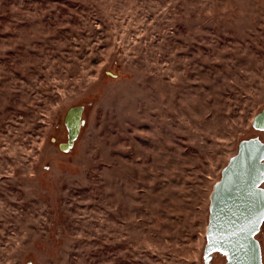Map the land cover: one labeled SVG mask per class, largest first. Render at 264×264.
<instances>
[{
    "label": "rangeland",
    "instance_id": "374dc122",
    "mask_svg": "<svg viewBox=\"0 0 264 264\" xmlns=\"http://www.w3.org/2000/svg\"><path fill=\"white\" fill-rule=\"evenodd\" d=\"M262 109L264 0H0V264H206Z\"/></svg>",
    "mask_w": 264,
    "mask_h": 264
},
{
    "label": "water",
    "instance_id": "95a60500",
    "mask_svg": "<svg viewBox=\"0 0 264 264\" xmlns=\"http://www.w3.org/2000/svg\"><path fill=\"white\" fill-rule=\"evenodd\" d=\"M81 112L80 107L72 108L67 118L71 140L76 136ZM238 148L211 196L206 264H212L217 249L227 255L226 264H264L256 237L264 223V142L255 136L241 140ZM209 239L213 244H208Z\"/></svg>",
    "mask_w": 264,
    "mask_h": 264
},
{
    "label": "snow or ice",
    "instance_id": "6c2138e0",
    "mask_svg": "<svg viewBox=\"0 0 264 264\" xmlns=\"http://www.w3.org/2000/svg\"><path fill=\"white\" fill-rule=\"evenodd\" d=\"M257 124H261V125H264V112H262L261 114L258 115L257 117V121H256ZM213 234L211 232H209V237H211ZM208 244H213V240L212 239H209L208 240ZM214 246V245H213ZM218 250V249H217Z\"/></svg>",
    "mask_w": 264,
    "mask_h": 264
},
{
    "label": "flooded vegetation",
    "instance_id": "af4514ba",
    "mask_svg": "<svg viewBox=\"0 0 264 264\" xmlns=\"http://www.w3.org/2000/svg\"><path fill=\"white\" fill-rule=\"evenodd\" d=\"M262 112H264V109H262L255 117V123H254V126L255 128L259 131V132H263L264 133V125H261V124H257L256 121H257V117L259 114H261ZM70 126H69V134H70ZM74 141V140H73Z\"/></svg>",
    "mask_w": 264,
    "mask_h": 264
}]
</instances>
